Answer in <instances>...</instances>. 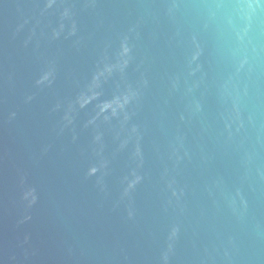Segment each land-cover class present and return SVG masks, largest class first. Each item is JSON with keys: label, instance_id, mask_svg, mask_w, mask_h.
<instances>
[{"label": "water", "instance_id": "water-1", "mask_svg": "<svg viewBox=\"0 0 264 264\" xmlns=\"http://www.w3.org/2000/svg\"><path fill=\"white\" fill-rule=\"evenodd\" d=\"M0 264H264V0H0Z\"/></svg>", "mask_w": 264, "mask_h": 264}]
</instances>
